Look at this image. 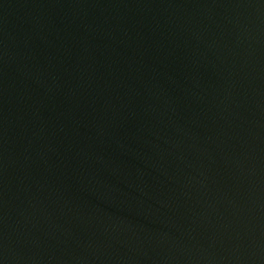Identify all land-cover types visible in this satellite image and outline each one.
Masks as SVG:
<instances>
[{"label":"water","instance_id":"obj_1","mask_svg":"<svg viewBox=\"0 0 264 264\" xmlns=\"http://www.w3.org/2000/svg\"><path fill=\"white\" fill-rule=\"evenodd\" d=\"M0 264H264V0H0Z\"/></svg>","mask_w":264,"mask_h":264}]
</instances>
